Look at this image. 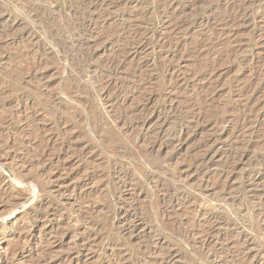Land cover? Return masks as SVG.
Listing matches in <instances>:
<instances>
[{
  "label": "rangeland",
  "instance_id": "rangeland-1",
  "mask_svg": "<svg viewBox=\"0 0 264 264\" xmlns=\"http://www.w3.org/2000/svg\"><path fill=\"white\" fill-rule=\"evenodd\" d=\"M0 264H264V0H0Z\"/></svg>",
  "mask_w": 264,
  "mask_h": 264
}]
</instances>
